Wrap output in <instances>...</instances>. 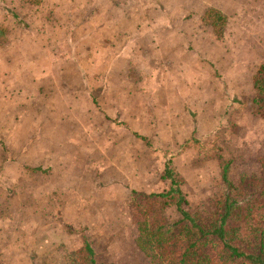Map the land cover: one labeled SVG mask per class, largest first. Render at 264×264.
Listing matches in <instances>:
<instances>
[{
	"label": "rangeland",
	"instance_id": "1",
	"mask_svg": "<svg viewBox=\"0 0 264 264\" xmlns=\"http://www.w3.org/2000/svg\"><path fill=\"white\" fill-rule=\"evenodd\" d=\"M40 6H28L26 14H37ZM23 7L25 5L20 6ZM20 8L24 17L25 11ZM240 11V22L234 26L228 25L217 12L213 13L211 21H205L216 37L222 36L227 29L230 34L227 44L239 45L241 50L235 61L232 55L223 54L219 56V69L212 66L213 74L225 79L215 94L218 104L210 108L208 103L201 112L197 109L192 118V135H180L189 138L181 148L177 143L180 136L171 140L169 134H159L151 137L148 149L142 147L136 154L127 148L123 150L121 143L134 146L129 139L131 135L117 134L116 127L105 124L100 117L98 124L102 125L103 133L75 145L71 132L74 124L56 129L57 114L46 109L42 120L47 123L45 128H49L51 137L32 142L50 147L52 166L45 169L46 173L35 171V167L8 169L0 166V176L5 178L0 181V264H93L83 236L95 252L94 264H176L192 243V230L185 223L175 225L181 217L171 200L145 198V195L169 189L170 181L162 176L170 158L182 179L186 210L204 224L214 222L220 214L227 192L222 168L231 163V199L238 205L229 223L228 239L244 251L255 247L264 233V106L254 103L257 96L255 78L264 66V9H252L250 16L249 7L243 6ZM50 13L57 15L53 9ZM66 23L68 21L64 26ZM38 33L42 39L41 30ZM56 41L60 42L57 38L49 39L50 49L54 50L44 63L58 62ZM35 43L33 53L37 58L41 40ZM64 49L69 56V46ZM88 50L83 46L78 57L82 66L88 67L87 61L93 59ZM106 61L107 56L101 64L105 65ZM75 68L74 61L67 60V76H58L52 70L41 74L37 70L32 78L24 77L19 85L15 82V87L23 85L30 98L45 95L50 98L48 105L58 106L69 105L63 101L68 99L63 98H88L86 93L79 95L74 90L93 84L94 73L100 89L97 98L105 95L104 85L122 81L108 77L106 69L94 73L84 69L81 73ZM5 73L9 72L5 69ZM131 73L134 80H143L138 71L131 70ZM39 106L34 105L33 111L41 110V104ZM33 119L41 120L36 115ZM26 123L18 126L24 133L16 136L19 138L15 141L17 144L24 136L33 137L31 132L34 133L35 128L29 130ZM109 129L113 133L105 134ZM107 142L115 145L106 151L103 147ZM155 146L162 149L155 150ZM8 153L2 151L0 163ZM29 154L31 163H42L41 152L30 150ZM134 160H139L140 176L138 169L121 175V167L131 166ZM103 167L107 181H102L100 176ZM17 176L18 180L12 181ZM137 180L140 181L139 190L133 189L136 187L133 182ZM115 184L122 185L124 190L113 189ZM200 251L197 254L209 255L215 263L224 259L222 246L214 240L204 242Z\"/></svg>",
	"mask_w": 264,
	"mask_h": 264
},
{
	"label": "crops",
	"instance_id": "2",
	"mask_svg": "<svg viewBox=\"0 0 264 264\" xmlns=\"http://www.w3.org/2000/svg\"><path fill=\"white\" fill-rule=\"evenodd\" d=\"M21 5L25 7L20 8ZM28 6L32 4L27 0H0V154L3 150L9 152L0 166L8 169L35 167V171L46 173L45 169L52 166L49 163L51 149L42 142H32L51 137L49 128H45L47 123L42 120L46 109L57 114L56 129L74 124L71 132L75 145L103 133L99 117L105 124L116 127L117 134L131 135L129 139L134 146L120 145L123 150L127 148L135 154L142 147L148 149L146 146L150 145L152 136L169 134L172 140L176 135H192V118L197 109L201 112L208 103L210 108L213 104L216 107L219 101L216 91L225 82L213 74L212 66L219 69V56L223 54L232 55L235 61L241 50L239 45L227 44L230 38L227 29L222 36L216 37L205 21H211L214 11L225 17L228 25L234 26L240 22L243 6L250 8V16L252 9H264V0H43L40 11L32 16L26 14ZM19 8L25 11L24 17ZM52 9L57 15L50 13ZM46 11L48 15L43 14ZM13 13L20 16V21ZM56 38L60 41H56L55 48L58 62L44 63L54 50L50 49L49 39ZM36 40H41L37 58L33 53ZM66 45L70 49L69 56L64 49ZM83 46L89 48L88 54L93 57L87 61L88 67L82 66L78 58ZM106 56L107 61L102 65ZM67 60H73L75 69L81 73L106 69L108 77L122 81L104 85L105 95L97 98L100 89L94 73L93 84L74 90L79 95L86 93L88 98H63L68 99L63 101L69 105L58 106L48 105L50 98L45 95L30 98L23 85L15 87V82L19 85L24 77L32 78L37 70L41 74L52 70L58 76H67ZM5 69L9 73H5ZM131 70L138 71L143 80H134ZM39 104L41 110L33 111L34 105L40 108ZM33 115L41 120L34 121ZM25 122L29 130L35 128V132H31L33 137L24 136L25 140L17 144L15 141L19 138L16 136L24 133L18 126ZM109 133L113 131L105 132ZM188 139L180 136L177 142L180 148ZM113 145L114 142H107L103 150L112 149ZM154 149L160 151L162 148L155 146ZM30 150L41 152L42 163L30 162ZM169 160L174 165V160ZM134 161L135 165L121 167V175L138 169L140 176L139 160ZM75 163L77 166V161ZM60 171L64 173L62 167ZM100 173L102 181H107L104 167ZM16 179L18 176L12 181ZM3 180L5 178L0 176V181ZM139 182H133L136 186L133 189L139 190ZM113 189L124 190L119 184L113 185Z\"/></svg>",
	"mask_w": 264,
	"mask_h": 264
},
{
	"label": "trees",
	"instance_id": "3",
	"mask_svg": "<svg viewBox=\"0 0 264 264\" xmlns=\"http://www.w3.org/2000/svg\"><path fill=\"white\" fill-rule=\"evenodd\" d=\"M34 6H40L43 0H27ZM211 13H215L214 11ZM16 20L20 21V16L16 13L12 14ZM222 20L225 17L220 15ZM20 23V22H19ZM254 86L257 92L254 103L258 106H264V66H262L255 78ZM231 163L224 164L222 170V180L227 188L225 198L221 202V211L218 218L210 224H204L199 221L192 213L185 208L186 198L182 192L181 183L182 179L179 177L178 172L172 166V162L166 164L163 170V178L170 181V187L166 192L145 195V198H160L168 199L174 203L176 212L180 215V219L175 225L184 224L189 226L192 230V243L188 244L187 248L182 252L176 264H264V233L261 234L258 243L252 250L244 251L239 247L233 245L229 238L230 229L229 223L237 208L236 200H232L233 183L230 180ZM214 240L219 242L222 246L223 261L214 262L209 255H199L201 253V245L206 241ZM83 241L89 254L92 256V263H95L94 250L90 247L85 236Z\"/></svg>",
	"mask_w": 264,
	"mask_h": 264
}]
</instances>
